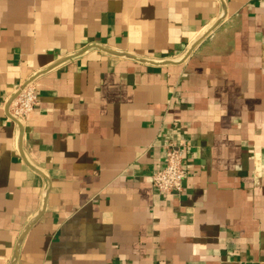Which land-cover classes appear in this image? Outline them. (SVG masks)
<instances>
[{
    "label": "crops",
    "instance_id": "obj_1",
    "mask_svg": "<svg viewBox=\"0 0 264 264\" xmlns=\"http://www.w3.org/2000/svg\"><path fill=\"white\" fill-rule=\"evenodd\" d=\"M0 264H264V0H0Z\"/></svg>",
    "mask_w": 264,
    "mask_h": 264
},
{
    "label": "built area",
    "instance_id": "obj_2",
    "mask_svg": "<svg viewBox=\"0 0 264 264\" xmlns=\"http://www.w3.org/2000/svg\"><path fill=\"white\" fill-rule=\"evenodd\" d=\"M37 105L36 88L33 84H22L16 98L10 105V114L13 119L22 124L33 113ZM165 165L152 175L154 189L161 196L181 194L183 183L187 176L185 167L184 145L167 138L164 143Z\"/></svg>",
    "mask_w": 264,
    "mask_h": 264
},
{
    "label": "water",
    "instance_id": "obj_3",
    "mask_svg": "<svg viewBox=\"0 0 264 264\" xmlns=\"http://www.w3.org/2000/svg\"><path fill=\"white\" fill-rule=\"evenodd\" d=\"M212 31V30H211ZM210 33V31H208L206 34H204L191 48V51L200 43V41H202L208 34ZM25 234V233H24Z\"/></svg>",
    "mask_w": 264,
    "mask_h": 264
}]
</instances>
